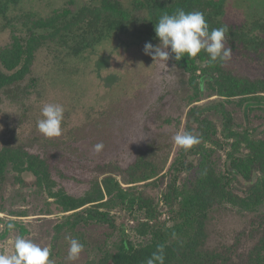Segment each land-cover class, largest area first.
<instances>
[{
    "label": "rangeland",
    "instance_id": "obj_1",
    "mask_svg": "<svg viewBox=\"0 0 264 264\" xmlns=\"http://www.w3.org/2000/svg\"><path fill=\"white\" fill-rule=\"evenodd\" d=\"M87 1L0 0V49L11 41L14 28H19L27 14L47 16L55 9L68 5L76 9ZM124 2L131 9L132 0ZM225 6L229 22L255 27L258 38H264V32L258 29L259 21L264 17V0H226ZM149 42L159 44L158 40L145 39L142 33L131 29L125 34L113 35L69 63L65 61V50L57 45L40 52L31 78L24 82L27 85L32 79L38 80L31 95L21 102L8 101L1 95L0 145L8 140L16 146L27 147L29 151L40 149L45 137L37 129V121L42 118L41 109L48 103L62 105L61 134L66 129H72L77 135L78 145L89 156L87 168L75 167L70 178L64 182L71 194L82 195L88 187V178L95 177L101 182L107 171L103 167L98 168L97 161L128 158L149 138H160L156 139L158 144L162 141L171 143L176 132H184L188 112L193 106L210 105L200 118H208L215 130L213 143H208L213 150L212 163L224 177L229 190L240 198L221 205L213 212L208 226V245L235 244L239 240L238 253L228 263L239 264L247 252L250 235L264 223V203L253 209L246 207L244 198L250 194L251 182L227 170L228 155L233 147L231 141L225 139V118L219 108L224 105L232 113L235 130L249 131L258 139H264V105L262 102L249 103L250 100L239 97L229 101L219 97L204 79L198 77L200 71L192 76L190 72L178 68L171 56L166 62L167 67L160 61H153L152 56L144 52V46ZM224 43L229 48L225 40ZM262 51L255 57L246 50H231L227 67L241 75L264 79ZM194 95H197L195 101L192 99ZM262 97L257 99L262 101ZM171 115L182 119L180 127L177 128L174 122L172 126L166 124V118ZM100 143L104 147L97 153L94 146ZM176 146L155 181L142 182L136 187L137 192L154 204L165 202V194L174 178L168 167ZM166 152L161 153L160 164ZM112 175L123 187L132 186L128 183L130 175L127 171ZM185 176L182 174L179 177L178 187L182 186ZM35 179L23 164L10 163L6 169L0 193V232L7 228L9 222H16L17 225L5 239L0 240V254L14 251V240L22 235L25 228L27 233L24 238L41 247H52L55 226L63 221L64 215L52 211L53 199L37 185ZM102 187L103 208L114 216L115 224L93 222L79 226L84 235V248L78 259L70 261L67 258L70 246L67 247L61 258L63 264L98 261L104 258L106 252H116L124 241L133 247L149 242L151 236L146 207L135 205L129 210L123 196L117 191L110 194L103 184ZM127 210L129 214L126 215ZM163 218H169V215L165 213Z\"/></svg>",
    "mask_w": 264,
    "mask_h": 264
},
{
    "label": "trees",
    "instance_id": "obj_2",
    "mask_svg": "<svg viewBox=\"0 0 264 264\" xmlns=\"http://www.w3.org/2000/svg\"><path fill=\"white\" fill-rule=\"evenodd\" d=\"M225 5L226 0H132L129 9L124 0H88L76 9L68 5L55 9L47 16L27 14L19 28H14L11 41L0 49V101L1 95L11 102H21L31 95L38 80L32 79L27 85L24 82L31 78L38 54L54 47L51 45L65 50V61L69 63L113 35L125 34L131 29L142 33L145 39L159 41L155 23L162 15L174 14L178 9L202 12L209 30L225 29V41L231 50H246L249 55L259 56L264 50V38H258L255 27L229 22ZM259 22L258 29L263 33L264 17ZM171 57L178 68L190 72L192 76L200 71L198 77L204 79L219 97L228 101L239 97L250 100L249 103L262 102L264 105V79L238 74L227 67V60L210 63L208 54L203 50L195 57L185 55L179 61L174 59V54ZM260 96H263L262 101L257 99ZM192 99L195 101L197 95ZM209 108L210 105H195L188 112L183 130L198 137L199 142L188 150L176 146L168 167L174 178L162 205L142 196L136 187L142 182H154L166 167L175 145L173 139L171 143L161 140L162 144H158L156 139L160 138H149L128 158L97 161L98 168L107 170L101 182L108 193L117 191L125 198L129 210L135 205L146 207L151 237L148 243L139 247L124 241L116 252H106L104 258L85 264H146L158 245H163L164 264H228L235 259L239 240L235 244L208 245V226L213 212L221 205L240 198L229 190L224 177L212 163L213 150L208 143H213L215 130L208 118H200ZM219 109L225 118V139L231 141L233 147L228 155L227 170L251 182V191L244 198V204L256 208L264 203V139H258L249 131L235 130L232 113L224 105ZM173 122L178 128L182 119L173 115L166 118L167 125L172 126ZM77 140L74 131L66 129L58 137H44L40 149L36 151L16 146L8 140L0 145V193L8 165L23 164L26 171L36 177L37 185L53 199L52 211L64 215L63 221L55 226L50 248L53 264H63L61 258L70 246L69 238L84 244L79 226L93 222L113 226L116 222L114 216L103 208L104 189L98 178H88V187L82 195L71 194L64 183L72 175V169L87 168L88 165L87 151L80 148ZM164 152L166 154L160 164V155ZM123 171L130 175L128 183L132 186L129 188L123 187L112 175ZM182 174L186 176L182 186L178 187ZM165 213L169 218H163ZM8 233L7 228L1 231L0 240L5 239ZM26 233L25 228L21 236ZM249 243L239 264H264V223L255 228Z\"/></svg>",
    "mask_w": 264,
    "mask_h": 264
},
{
    "label": "clouds",
    "instance_id": "obj_3",
    "mask_svg": "<svg viewBox=\"0 0 264 264\" xmlns=\"http://www.w3.org/2000/svg\"><path fill=\"white\" fill-rule=\"evenodd\" d=\"M155 33L159 44L146 43L144 52L152 56L153 61H160L167 67V61L174 54V59L179 61L185 55L195 57L202 50L205 51L210 63L226 61L231 57V49L225 47V29L216 28L209 30L204 14L200 11L185 12L178 9L174 14L162 15L155 23ZM41 119L37 121V129L47 138L61 135V125L64 118V108L60 104L48 103L41 109ZM174 143L184 149H190L199 142L198 137L190 132L177 133L173 137ZM103 144H96L94 150L99 153ZM9 231L15 229V223L7 224ZM70 247L68 260L78 259L84 245L75 238H69ZM14 251L10 254H0V264H53L50 260L49 247H41L32 240L17 236L13 244ZM163 245H158L146 264H164Z\"/></svg>",
    "mask_w": 264,
    "mask_h": 264
}]
</instances>
